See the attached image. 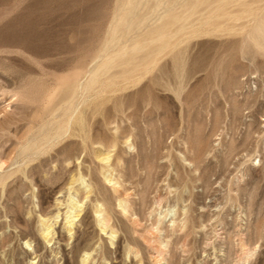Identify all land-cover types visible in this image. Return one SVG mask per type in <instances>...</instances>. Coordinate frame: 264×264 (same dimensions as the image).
I'll return each mask as SVG.
<instances>
[{
    "label": "rangeland",
    "instance_id": "374dc122",
    "mask_svg": "<svg viewBox=\"0 0 264 264\" xmlns=\"http://www.w3.org/2000/svg\"><path fill=\"white\" fill-rule=\"evenodd\" d=\"M0 139V264H264V0H0Z\"/></svg>",
    "mask_w": 264,
    "mask_h": 264
},
{
    "label": "bare ground",
    "instance_id": "6f19581e",
    "mask_svg": "<svg viewBox=\"0 0 264 264\" xmlns=\"http://www.w3.org/2000/svg\"><path fill=\"white\" fill-rule=\"evenodd\" d=\"M218 5V4H217ZM225 5V4H224ZM199 6V5H198ZM205 7V6H204ZM223 8V7H222ZM196 9V8H195ZM207 9V8H206ZM207 11V10H206ZM209 12V11H208ZM196 13V12H195ZM206 13V12H205ZM191 18V17H190ZM212 19V17H211ZM238 20V18H237ZM241 20V19H239ZM238 20V21H239ZM175 21V20H174ZM231 21V20H230ZM176 22V21H175ZM222 29V28H221ZM167 30V29H166ZM199 30V29H198ZM197 32V31H196ZM206 33V32H205ZM198 34V33H197ZM161 37V36H160ZM255 41V40H253ZM165 46V45H164ZM93 64V63H92ZM89 68V67H88ZM108 70V69H107ZM106 70V71H107ZM91 71V70H90ZM103 71V70H102ZM88 73H86L87 75ZM90 79L88 80V82H86L85 84V87H84V83L82 82V77H80L79 75H77L76 77H74V79H72L66 86L65 88L63 89L64 90V95H65V104H66V107L64 108V115H63V118L60 119L59 122H57V126L52 128L51 130H49L48 128L45 129V131H43L42 133V138L40 140L37 139H34V140H30V141H27L26 144L22 147V152H21V157H23L24 160H27L29 161L28 159L31 158L33 155L35 156V154H39L41 152H45V150H47L48 148L56 145V144H59L60 142L62 143L70 134V131L72 129V126L74 124V119H75V116L76 114L78 113L79 111V108H80V104L83 103H76L75 102V97L77 95L78 92H82L83 90V87H84V91L86 94L90 93L89 90L91 89V87L93 86V83L95 81V78H96V74L90 72ZM103 75V74H102ZM87 77V76H86ZM84 81V80H83ZM102 82V81H101ZM62 84H60L61 86ZM62 87V86H61ZM59 90H61V88H59ZM104 93V92H103ZM54 94V93H53ZM58 94V93H57ZM54 95L55 97L57 96ZM97 95V94H96ZM53 96V97H54ZM59 96V95H58ZM94 96V95H93ZM90 97V96H89ZM88 97V98H89ZM93 98V97H92ZM52 100V99H51ZM50 100V101H51ZM92 100V99H91ZM62 102V101H61ZM91 102V101H90ZM50 103V102H49ZM47 105V104H46ZM51 103L48 104L46 107H50ZM63 106V105H62ZM49 111L50 109H46V111ZM44 112V113H45ZM45 115V114H44ZM81 122V121H80ZM80 125V124H79ZM51 127V126H50ZM90 133V132H89ZM35 138V137H33ZM1 140V139H0ZM66 141V140H65ZM129 141V139H128ZM124 143V142H123ZM128 145V144H127ZM104 153V152H103ZM108 152H106V156L102 159V161L104 162H108L109 159H110V156L109 154H107ZM110 153V152H109ZM45 155V154H44ZM102 156V154H101ZM41 157V156H40ZM32 161V160H31ZM19 162V161H18ZM25 162V161H24ZM109 163V162H108ZM107 163V164H108ZM15 164V162H14ZM25 164V163H24ZM108 166H110L108 164ZM110 168V167H109ZM13 170V169H12ZM15 172V170H14ZM13 174V172H12ZM106 174L107 175H110L107 173L106 171ZM1 175V174H0ZM3 175V174H2ZM10 174H8V177H9ZM105 175V173H104ZM80 177V176H79ZM1 178V177H0ZM115 178V177H114ZM106 181H108V184L109 183H113V187L115 185H117L118 183L115 181V179H112L111 176H105ZM77 179H75L76 181ZM79 180H81V183L82 184H86L85 183V179L83 180L79 178ZM74 181V183H76ZM2 182V178L0 179V183ZM112 185V184H111ZM86 187H89V184L86 185ZM119 189V188H118ZM69 190V189H68ZM86 190H88L86 188ZM76 193V192H75ZM90 193V192H89ZM88 194V192H87ZM127 198V197H126ZM70 201H69V205H68V210L66 212V217H65V220H66V225H67V232L70 233L71 232V226H73V223L74 221L76 220V218H78L80 212H82V204H80L79 202L75 201L72 197L69 198ZM120 202V201H119ZM96 206V205H95ZM119 206L120 208H122V210L125 212L126 211V205L125 204H122V203H119ZM170 211V210H169ZM95 215L98 216V222H99V225L101 226L100 228L102 229V231L104 232L105 229L107 228V222H108V215H107V212L105 210L104 207H102V205H97L96 206V210H95ZM57 214V213H56ZM65 214V213H64ZM55 215V214H54ZM167 215H168V212H167ZM60 217V214L57 215L54 219H57ZM165 218V217H164ZM43 221L40 223L41 224V227H42V231H41V234L43 236V238L45 240H48V237L52 234V230L51 228H53V224L52 225H48L49 222H46L45 219H42ZM51 222V221H50ZM77 222V221H76ZM64 225V224H63ZM65 225V226H66ZM110 237L113 238V234L112 232L110 233ZM52 238V237H51ZM112 240V239H111ZM252 240V239H251ZM112 242V241H111ZM243 242V241H242ZM26 245H28L26 243ZM241 247V245H240ZM243 247V246H242ZM258 247V246H257ZM256 248V247H255ZM246 249V248H245ZM244 250V248H243ZM245 251V250H244ZM243 251V252H244ZM254 251H256L254 248L253 249H249L246 253H244L245 257L244 259H240L241 261L245 260H249V258H251L254 254ZM87 256H85L84 258V261L87 260ZM164 256V255H163ZM84 257V256H83ZM90 257V255H89ZM242 257V256H241ZM160 260V259H159ZM83 261V260H82ZM247 263V262H246ZM235 264H238V263H235Z\"/></svg>",
    "mask_w": 264,
    "mask_h": 264
}]
</instances>
